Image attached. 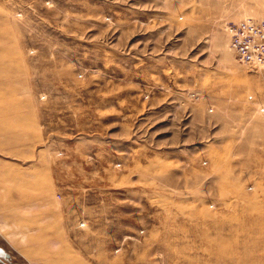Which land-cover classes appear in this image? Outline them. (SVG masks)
Returning <instances> with one entry per match:
<instances>
[{
  "label": "rangeland",
  "instance_id": "1",
  "mask_svg": "<svg viewBox=\"0 0 264 264\" xmlns=\"http://www.w3.org/2000/svg\"><path fill=\"white\" fill-rule=\"evenodd\" d=\"M246 15L264 0H0V217L62 230L51 261L50 221L35 259L0 232L8 264H264V68L223 30Z\"/></svg>",
  "mask_w": 264,
  "mask_h": 264
},
{
  "label": "built area",
  "instance_id": "2",
  "mask_svg": "<svg viewBox=\"0 0 264 264\" xmlns=\"http://www.w3.org/2000/svg\"><path fill=\"white\" fill-rule=\"evenodd\" d=\"M235 60L253 70L264 68V16L246 15L223 26Z\"/></svg>",
  "mask_w": 264,
  "mask_h": 264
},
{
  "label": "crops",
  "instance_id": "3",
  "mask_svg": "<svg viewBox=\"0 0 264 264\" xmlns=\"http://www.w3.org/2000/svg\"><path fill=\"white\" fill-rule=\"evenodd\" d=\"M2 132H3V129L0 127V133H2ZM32 133H35V132L31 131V134ZM8 138H9V131H5L3 133V139L0 140V146H1L0 148H19L18 140H14L13 145L6 144V146H3V142H9ZM32 143H30V145H32ZM35 200H37V199H31L30 202H33ZM35 206H36L35 203L34 204H28L27 203V204H23L22 208L31 209L32 207H35ZM0 215H1V213H0ZM9 217L10 216L8 214L0 217V232H7V233H9L8 235L16 234L17 241H16V237H15V242L18 243L17 248H21L23 251L25 250L26 251L25 253L27 256H29L30 258H34L35 257L33 254L34 247L39 246V245L35 244V241L40 243L41 240H39V239H41V237L34 238V237L30 236L29 233L37 231L36 228L33 227L34 226V218L33 217L37 218V216L23 217L17 213L14 216L15 220H17V224L15 226H12L10 223L7 222V219ZM55 218H56L55 209L52 211L50 208H49L46 216L37 218L39 220V222L47 220V221H50V224L52 225L46 231L47 232V240H45V242L49 243L48 252L46 255V256H48L49 261H51V258H52L51 248L55 247L58 243L56 236L62 243V239H61L62 230H58L56 228ZM18 222L21 224H18ZM39 229H42V227H40ZM19 240H21V241L24 240V241L20 242ZM2 246L3 245L0 244L1 249H3ZM39 264H41V263H39Z\"/></svg>",
  "mask_w": 264,
  "mask_h": 264
},
{
  "label": "water",
  "instance_id": "4",
  "mask_svg": "<svg viewBox=\"0 0 264 264\" xmlns=\"http://www.w3.org/2000/svg\"><path fill=\"white\" fill-rule=\"evenodd\" d=\"M4 258V259H3ZM8 258V253H6L3 249L0 248V261L3 263V264H8L9 262L6 261L5 259ZM4 260V261H3Z\"/></svg>",
  "mask_w": 264,
  "mask_h": 264
}]
</instances>
